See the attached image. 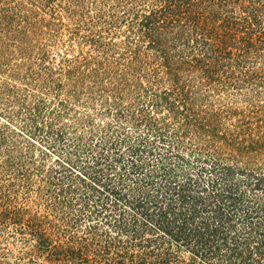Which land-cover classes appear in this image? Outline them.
I'll return each mask as SVG.
<instances>
[{"label": "rangeland", "instance_id": "obj_1", "mask_svg": "<svg viewBox=\"0 0 264 264\" xmlns=\"http://www.w3.org/2000/svg\"><path fill=\"white\" fill-rule=\"evenodd\" d=\"M151 1L0 0V264H59L34 227L61 244L58 251L83 236L99 247L107 230L117 234L109 220L130 219L133 210L108 183L129 195V184L145 190L134 174L115 181L133 149L156 166L168 154L166 164L180 162L178 172L190 171L192 182L205 148L264 171V0H228L214 18L209 0H195L215 19L211 45L224 57L210 51L212 79L201 69L184 76L197 116L207 120L191 127L150 102L170 85L154 48L131 30L132 7L141 20ZM164 123L190 131L179 151L186 159L176 158L168 135L156 136ZM240 186L264 204L261 188Z\"/></svg>", "mask_w": 264, "mask_h": 264}, {"label": "trees", "instance_id": "obj_2", "mask_svg": "<svg viewBox=\"0 0 264 264\" xmlns=\"http://www.w3.org/2000/svg\"><path fill=\"white\" fill-rule=\"evenodd\" d=\"M209 1L213 4L210 6L213 18L219 15L217 10L213 13L217 4L222 11L227 9L228 0ZM151 2V8L142 14L141 20L140 11L132 7L133 19L138 22L134 21L131 30L136 34V42L154 48L156 57L167 67L170 85L162 92H154L150 102L156 110L166 108L172 115H184L189 127L201 122L205 125L207 120L197 116L184 76L201 69L207 79L214 77L217 61L211 58L210 51L216 49L217 54L219 48L211 45V27L215 19L205 14L203 1ZM217 57L224 56L217 54ZM149 123L157 125L152 120ZM172 128L171 124L164 123L157 127L156 136L164 141V136L168 135L171 138L168 144L178 151L172 153L183 160L179 151L184 146L182 139L190 131L182 130V126ZM227 141L230 143L228 136ZM213 148L198 151L196 159L201 164L196 165L201 168V175L194 182L190 171L178 172L180 162L166 164L168 154L157 158L156 166L143 158L137 148L133 149L125 171L115 181L120 185L134 174L139 181H144L145 190L138 192L129 184V195L123 184L119 189L108 183L115 191L112 194L119 193L117 202L122 201V205L127 204L133 210L130 219L117 216L109 220V227L117 234L107 230L105 236L108 238L99 247L83 236L78 240L80 245L65 246L58 251L61 244L57 247L51 236L34 227V232L39 233V244L55 248L59 256L49 257L59 264H264V204L240 186L252 185L264 191V171L248 166V161L245 165L230 163L236 156ZM166 149L164 154L169 151ZM205 160H211L210 167L203 164ZM235 172L245 178L233 180ZM181 174H185L183 179L179 177ZM109 179L112 182L113 178ZM107 204L104 206L108 210L113 204ZM184 251L191 256H184ZM88 253L95 256H88Z\"/></svg>", "mask_w": 264, "mask_h": 264}]
</instances>
